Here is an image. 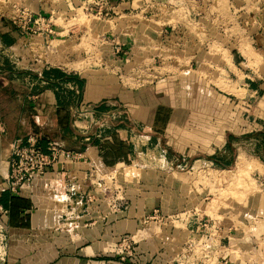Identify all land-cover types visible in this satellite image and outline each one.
I'll return each instance as SVG.
<instances>
[{
    "label": "crops",
    "instance_id": "obj_1",
    "mask_svg": "<svg viewBox=\"0 0 264 264\" xmlns=\"http://www.w3.org/2000/svg\"><path fill=\"white\" fill-rule=\"evenodd\" d=\"M17 1L35 8L36 0ZM5 2L0 264H264V242L245 227L242 242H218L202 216L184 227L170 221L183 214L184 189L191 188L196 201L200 169L230 170L241 154L251 158L242 149L248 142L261 150L254 160L264 173V141L253 140L264 132V68L259 29L247 33L246 15L235 12L243 6L230 0L50 2L66 21L74 12H90L97 37L48 42L43 33L31 40L21 35L14 15L4 13ZM72 43L88 44L90 51L77 54ZM220 80L244 96L220 90ZM29 134L42 149L55 143L77 159L58 161L13 196L4 185L9 159ZM117 147L123 153L114 156ZM126 164L137 178L119 195L110 172ZM120 199L128 202L125 209ZM255 208L264 218V196ZM122 237L133 239L134 254L119 258Z\"/></svg>",
    "mask_w": 264,
    "mask_h": 264
},
{
    "label": "rangeland",
    "instance_id": "obj_2",
    "mask_svg": "<svg viewBox=\"0 0 264 264\" xmlns=\"http://www.w3.org/2000/svg\"><path fill=\"white\" fill-rule=\"evenodd\" d=\"M1 1H6L5 3H8L7 8L9 9L4 10V13L6 15H15L16 10H25L26 12H34L35 14L39 15V18L42 21V24L40 25L41 31L34 35L31 34L29 37L27 36V40L34 39L35 37L40 38V36L38 35H41L42 33L46 36V38H49L48 42L52 41L53 39L62 40V38L68 37V35H74V37L77 38L97 37L92 32V24L97 21L93 16H89L91 15L90 12H87L88 14L85 11H82L81 13L76 12V14L74 12V14L67 18L66 21L65 18L61 15V12L57 14L56 10H53L54 6L51 5V3L53 2L54 5H58L62 2V0H36L35 8L34 6H31V8H29L23 5L21 1L17 0H0V3ZM230 3H237L238 5L243 6V8H241L240 10L237 9L238 11L236 10L235 12H242L246 15L247 33H250L251 31H258L259 29L257 33V45H259L260 47V53L262 55L261 65L264 68V0H230ZM36 4L39 5L37 8ZM51 13H53V15ZM92 13L94 15L96 14L94 12ZM83 31L86 34L83 33ZM58 45L59 47L56 48V50L58 49L60 52H62V46L64 47V44L58 43ZM72 45L73 47L76 46L73 51H76L77 54L80 51H90V47L88 44L80 45L78 43H72ZM47 48H49L50 51L49 44L44 46V50L47 51ZM215 86L226 93L235 95L239 99L242 98L245 94V92L235 89L234 87H226V85H224L221 80L216 82ZM206 109L208 108H205V112ZM167 115L168 112L166 111H162L160 114L161 118H164ZM253 140L259 142L260 140L264 141V138L258 136L257 139L253 138ZM242 149L251 158L246 159L244 155L241 154L239 157H237L236 162L239 158H241L245 162L244 165L246 166V168H248L249 165H253V163H257L261 168L255 169L250 172L246 170L243 174H237L235 162V164H231L230 170H227L226 172H221L216 168H209L204 170L200 169V176L198 175L199 184L197 193H193L196 197V201L190 200L191 188L190 190L184 189V196L180 198L179 202L184 207V210L182 211L183 214L181 217L178 214L174 215L170 219L172 224L173 222H179L181 220L180 222L182 225H180V227H184L185 223L190 221V218L202 216L200 223L202 225H206L207 228L211 229V232H215L214 238L218 239V242H242V238H240L241 235L239 236V234L242 233L239 232H241V229L244 227L246 232L252 233V236L253 234L259 235L256 241L264 242V218H261L260 214L258 215L254 212L256 209L255 206H258L260 204L264 196V173L262 171V165L258 161L254 160L257 159L254 156V153L258 154V152H260L261 150L256 149L255 146H253L252 142H248L247 144H245ZM122 153V147L114 148V156H119ZM110 157L111 156L109 154L106 155L105 160H108ZM179 171L183 172L186 170L181 169ZM203 171L204 173H202ZM136 172V169L131 166V164H126L123 167H119L116 171L110 172L116 180L114 191L117 190L118 193H120L119 195H122V192L125 190L127 183L137 178ZM174 181H176V179ZM181 182L183 184H187L188 180L184 179V181L181 180ZM186 184L182 186V190H180L181 192H183V187H185ZM173 185H175V182H173ZM108 189L109 188H107V190ZM172 192L177 191L175 190ZM104 193L107 192L105 191ZM174 197V194H172V196L170 195L171 199H173ZM182 198H184V202L182 201ZM119 201L120 208L125 209L128 205V202L121 199ZM169 202L173 203V200H168V203ZM195 204H197L198 206L196 207V209H194ZM189 206L192 208H189ZM203 212L207 214V216L202 215ZM203 230H205L203 231V234L205 236L208 229L206 230L205 228H203ZM244 236L246 237V235ZM253 242H255V240H253ZM123 248H121L120 250L119 258H124V256L127 254H134L133 251H129L128 249L126 250L125 246ZM193 252L195 254L199 253L201 255L207 254V251L203 250H194ZM262 253H264V251Z\"/></svg>",
    "mask_w": 264,
    "mask_h": 264
},
{
    "label": "built area",
    "instance_id": "obj_3",
    "mask_svg": "<svg viewBox=\"0 0 264 264\" xmlns=\"http://www.w3.org/2000/svg\"><path fill=\"white\" fill-rule=\"evenodd\" d=\"M41 22L38 14L26 12L25 10H16L12 19L13 26L24 37L39 33ZM75 159H77V154L65 151L55 143H48L45 149H42L38 137L29 134L23 142L16 144L12 150L9 159V173L4 181L5 190L13 196L18 195L34 180L45 176L47 170L52 168L58 161ZM0 213L1 215L6 214L1 207ZM4 239V230L0 225V246ZM119 245L120 248L125 246L126 250L132 251L134 241L132 238L122 237Z\"/></svg>",
    "mask_w": 264,
    "mask_h": 264
},
{
    "label": "bare ground",
    "instance_id": "obj_4",
    "mask_svg": "<svg viewBox=\"0 0 264 264\" xmlns=\"http://www.w3.org/2000/svg\"><path fill=\"white\" fill-rule=\"evenodd\" d=\"M244 161L239 158L236 162V173L237 174H243L246 170L247 171H253L255 169H260V165H258L257 163H253V165H249L248 168H246V166L244 165Z\"/></svg>",
    "mask_w": 264,
    "mask_h": 264
},
{
    "label": "trees",
    "instance_id": "obj_5",
    "mask_svg": "<svg viewBox=\"0 0 264 264\" xmlns=\"http://www.w3.org/2000/svg\"><path fill=\"white\" fill-rule=\"evenodd\" d=\"M263 138H264V132L260 134ZM233 140L232 137H228V145L230 144V142ZM228 165V164H227ZM3 206V205H2Z\"/></svg>",
    "mask_w": 264,
    "mask_h": 264
}]
</instances>
